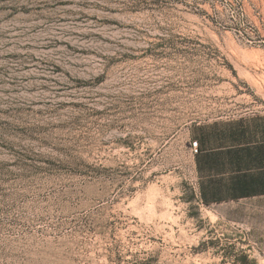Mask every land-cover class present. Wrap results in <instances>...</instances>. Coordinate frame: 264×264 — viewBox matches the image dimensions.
I'll return each mask as SVG.
<instances>
[{
	"label": "rangeland",
	"instance_id": "rangeland-1",
	"mask_svg": "<svg viewBox=\"0 0 264 264\" xmlns=\"http://www.w3.org/2000/svg\"><path fill=\"white\" fill-rule=\"evenodd\" d=\"M259 114L264 0H0V264H264L189 138Z\"/></svg>",
	"mask_w": 264,
	"mask_h": 264
},
{
	"label": "crops",
	"instance_id": "crops-1",
	"mask_svg": "<svg viewBox=\"0 0 264 264\" xmlns=\"http://www.w3.org/2000/svg\"><path fill=\"white\" fill-rule=\"evenodd\" d=\"M189 138L202 203L264 200V114L196 124Z\"/></svg>",
	"mask_w": 264,
	"mask_h": 264
},
{
	"label": "built area",
	"instance_id": "built-area-1",
	"mask_svg": "<svg viewBox=\"0 0 264 264\" xmlns=\"http://www.w3.org/2000/svg\"><path fill=\"white\" fill-rule=\"evenodd\" d=\"M191 149H192L193 154H196L197 153V145H196L195 142H192L191 143Z\"/></svg>",
	"mask_w": 264,
	"mask_h": 264
}]
</instances>
